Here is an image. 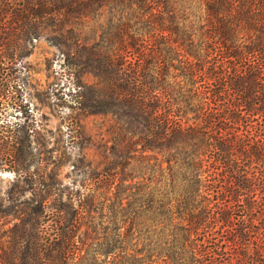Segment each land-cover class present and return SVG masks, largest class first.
Returning <instances> with one entry per match:
<instances>
[{"label": "trees", "instance_id": "obj_1", "mask_svg": "<svg viewBox=\"0 0 264 264\" xmlns=\"http://www.w3.org/2000/svg\"><path fill=\"white\" fill-rule=\"evenodd\" d=\"M42 36L111 119L77 184L23 96ZM0 264H264V0H0Z\"/></svg>", "mask_w": 264, "mask_h": 264}, {"label": "rangeland", "instance_id": "obj_2", "mask_svg": "<svg viewBox=\"0 0 264 264\" xmlns=\"http://www.w3.org/2000/svg\"><path fill=\"white\" fill-rule=\"evenodd\" d=\"M64 57L42 36L34 40L31 52L21 64L27 70L23 96L32 120L40 127L39 139L61 158L57 179L62 185H71L79 183L87 165L102 161L101 151L111 144L107 131L111 119L106 115H86L80 116L78 123L71 121V116L77 113L71 108L76 76L73 64ZM82 80L90 83L93 77L84 74ZM12 177V173L3 172L1 186L5 188Z\"/></svg>", "mask_w": 264, "mask_h": 264}]
</instances>
